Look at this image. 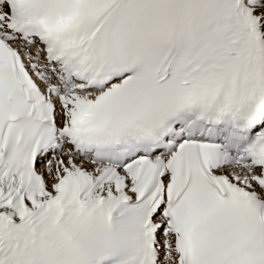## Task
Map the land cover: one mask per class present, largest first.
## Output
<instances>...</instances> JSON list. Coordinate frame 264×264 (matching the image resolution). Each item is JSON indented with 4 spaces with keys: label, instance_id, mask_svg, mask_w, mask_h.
Masks as SVG:
<instances>
[{
    "label": "snow or ice",
    "instance_id": "obj_1",
    "mask_svg": "<svg viewBox=\"0 0 264 264\" xmlns=\"http://www.w3.org/2000/svg\"><path fill=\"white\" fill-rule=\"evenodd\" d=\"M0 264H264V0H0Z\"/></svg>",
    "mask_w": 264,
    "mask_h": 264
}]
</instances>
